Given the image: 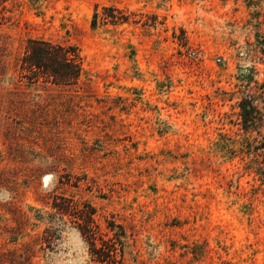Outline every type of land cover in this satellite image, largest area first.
<instances>
[{
	"label": "rangeland",
	"instance_id": "rangeland-1",
	"mask_svg": "<svg viewBox=\"0 0 264 264\" xmlns=\"http://www.w3.org/2000/svg\"><path fill=\"white\" fill-rule=\"evenodd\" d=\"M5 8L0 264H264V0ZM28 38L78 84L29 82Z\"/></svg>",
	"mask_w": 264,
	"mask_h": 264
},
{
	"label": "trees",
	"instance_id": "trees-1",
	"mask_svg": "<svg viewBox=\"0 0 264 264\" xmlns=\"http://www.w3.org/2000/svg\"><path fill=\"white\" fill-rule=\"evenodd\" d=\"M6 1L0 0V19L2 20L9 19L4 15ZM107 16L113 24L125 20L124 17L113 14H107ZM99 17L95 9L91 19L92 27H95ZM18 61L19 68L26 71L24 75H26L29 82H38L41 78V82H49L57 86H69L78 84L83 74L82 61L78 50L74 46L53 43L41 38H28ZM53 207L63 212V208L55 205ZM93 212L94 210L86 212V218L90 219ZM86 222L88 226V220ZM81 233L84 234L83 230ZM96 257L107 260L108 256L98 253Z\"/></svg>",
	"mask_w": 264,
	"mask_h": 264
},
{
	"label": "built area",
	"instance_id": "built-area-1",
	"mask_svg": "<svg viewBox=\"0 0 264 264\" xmlns=\"http://www.w3.org/2000/svg\"><path fill=\"white\" fill-rule=\"evenodd\" d=\"M191 54H193V52H191Z\"/></svg>",
	"mask_w": 264,
	"mask_h": 264
}]
</instances>
